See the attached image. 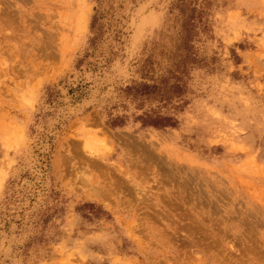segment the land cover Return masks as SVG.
I'll use <instances>...</instances> for the list:
<instances>
[{
  "label": "rangeland",
  "instance_id": "obj_1",
  "mask_svg": "<svg viewBox=\"0 0 264 264\" xmlns=\"http://www.w3.org/2000/svg\"><path fill=\"white\" fill-rule=\"evenodd\" d=\"M0 264H264V0H0Z\"/></svg>",
  "mask_w": 264,
  "mask_h": 264
}]
</instances>
